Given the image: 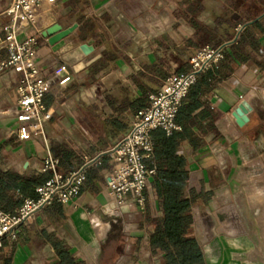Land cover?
I'll return each mask as SVG.
<instances>
[{
    "label": "crops",
    "instance_id": "0c3cea01",
    "mask_svg": "<svg viewBox=\"0 0 264 264\" xmlns=\"http://www.w3.org/2000/svg\"><path fill=\"white\" fill-rule=\"evenodd\" d=\"M123 1L58 0L53 6L57 9L55 20L48 24L39 22L40 17L45 21L50 11V8L44 6L38 12L37 22L40 25L36 22L34 27L25 32L24 36L36 38L34 59L50 82L43 101L51 118L46 124L48 148L35 139L21 142L11 135L10 132L16 126L15 120L10 117V111L15 103L18 74L12 69L0 74V141H11L6 150L11 151V165L19 175L43 174L42 160L48 150L58 160L57 172L63 175L75 171L85 159L108 151L132 124L134 112L126 97L131 100L140 97L133 77L142 70L143 64L154 62L158 55L166 56L175 69L180 66L172 50L153 47L151 42L169 35L181 43L183 38L195 40L200 35L187 24L186 16L177 8L175 0H148L145 8L164 7L168 10L160 19L155 14L148 15V22H161L169 27L161 31L154 29L153 34L147 35L148 40H151L150 46L143 42L146 37L139 36L133 39L137 45L127 46L119 25L139 24L142 20L138 11L128 14L124 10ZM9 2L10 0H0L1 38L5 35L3 26L8 21L1 13ZM135 2L139 4V0ZM204 3L209 10L227 13L233 20L243 17L247 23L257 22L264 29V0H204ZM171 10L179 14L174 19ZM103 13L109 15L106 27L126 60L120 57L108 65H98L105 47L95 48L91 41L79 40V19ZM73 24H77V28L53 45L49 43L48 37L42 36V32L53 25L64 30ZM234 31L235 36L231 41L235 43L243 27L237 25ZM220 34L214 35L220 38ZM161 43L167 46L164 40ZM259 43L264 52V33L259 37ZM82 44L92 46V51L83 53L80 48ZM7 56V51L1 49L0 60ZM184 59L187 61L184 67L187 72L189 57L185 56ZM61 67L64 70L55 76L54 72ZM232 67L233 71L220 79L209 98L214 120L212 130L203 138V147L195 152L188 142L182 144L181 150L189 160L188 188H196L201 183L208 184L210 179L216 178L221 185H228V189L214 191L209 201L210 208L214 207L216 200L244 194L247 209L258 208L257 213L263 216L260 209H263L261 206L264 204V136L249 137L247 124L251 121L252 114L264 119L262 107L255 100L257 94L264 98V71L256 65H247V62H233ZM242 100L249 102L252 112L248 114V123L240 128L235 124L231 113ZM12 144L17 146L13 147ZM225 161L228 165L227 177L222 171L225 169L222 165ZM110 169L108 159H103L100 167L89 171L76 204H56L61 207V213L55 211L54 204L45 207L41 211L45 217L43 223H37L36 229L46 230L57 239L65 241L72 257L83 264H160L158 256L151 252L143 223L146 211L153 217L157 215V202L153 196L145 200L143 218L139 224L128 226V233L119 240H108L109 224L103 222L102 218L106 216V211L113 209L104 180V171ZM48 174L52 176L51 173ZM55 218L58 224L52 223ZM101 225L108 227L101 231ZM118 242L121 243L120 247ZM209 247L212 255L209 253L208 256ZM260 247V244L248 239L247 243L242 244L221 237L207 245L205 258L207 264H261L253 256V252L257 254L255 249ZM237 250L247 251V260L236 259ZM36 252L37 254L31 244L17 245L14 264H56V256L49 245H44Z\"/></svg>",
    "mask_w": 264,
    "mask_h": 264
},
{
    "label": "trees",
    "instance_id": "16d2710c",
    "mask_svg": "<svg viewBox=\"0 0 264 264\" xmlns=\"http://www.w3.org/2000/svg\"><path fill=\"white\" fill-rule=\"evenodd\" d=\"M177 8L186 16V22L200 35L195 40L183 38L179 43L169 35L163 36L166 45L159 40L151 42L153 47L161 50H172L180 66L173 68L165 57L156 56L152 63H145L142 70L133 77L140 97L129 99L126 97L134 115L149 104V95L158 91L162 82L173 74H183L190 57L204 46H219L226 44L223 59L212 69L197 76L195 83L189 88L182 100L175 117V124L179 130L166 135L162 130L152 133L153 154L146 161L148 168L154 170L147 187L143 191L145 200L153 196L157 202V215L151 216L147 211L144 215V227L148 234L151 252L158 256L160 264H207L202 246L194 229L193 208H203L213 197L215 189L220 183L216 178L210 179L208 184L201 183L198 188H188L189 160L181 150L183 142H188L196 152L204 145V136L212 130L214 112L209 104L215 86L222 77L233 71L232 63H246L256 65L264 71V52L259 43V37L264 29L259 23H247L243 17L233 20L227 13H217L206 8L204 0H175ZM109 15L84 17L79 19L80 41H91L95 48L104 46L102 60L97 64L108 65L118 58L126 60L114 44L106 27ZM237 25L243 27L235 43L231 41L235 36ZM215 33H221L220 38ZM247 135L256 138L264 136V119L252 114L247 124ZM11 141H0V211L13 212L26 197H35L36 187L45 183L48 173L37 175H19L11 165V151L6 146ZM13 147L17 144H12ZM91 170V169H90ZM212 175V171L209 170ZM215 179V180H214ZM55 211L61 213V207L54 204ZM41 241L42 245H49L56 256V264H83L72 257L70 248L65 241L59 240L53 233L40 230L35 234L22 229L15 244L7 239L0 245V264H14L17 245L30 243L33 238ZM121 243L118 242V247Z\"/></svg>",
    "mask_w": 264,
    "mask_h": 264
},
{
    "label": "built area",
    "instance_id": "2783aa9c",
    "mask_svg": "<svg viewBox=\"0 0 264 264\" xmlns=\"http://www.w3.org/2000/svg\"><path fill=\"white\" fill-rule=\"evenodd\" d=\"M57 1L10 0L1 13L8 21L3 26L5 35L0 37V50L5 49L8 56L0 60V74L8 69L18 74L15 103L10 111L16 126L10 134L21 142L35 139L45 148H48L46 124L51 113L43 99L50 82L34 59L36 38L24 34L34 27L43 6L53 7ZM225 47L226 44L204 46L191 55L187 72L166 78L158 91L149 95L148 106L133 116L132 124L124 135L108 151L85 159L75 171L65 175L57 172L58 160L48 150L42 160V172H49L52 176L36 187L34 198H24L15 211H0V245L4 239L16 241L19 232L28 228L36 214L45 207L52 204L74 206L90 169L100 167L103 159H108L111 165L109 171H104V180L113 203V209L106 211L105 215L125 207L130 209L134 205L144 211L143 191L154 175V170L146 165L153 154L152 133L162 130L170 135L179 129L175 117L182 100L197 76L223 59ZM63 70V67L57 69L54 75H59Z\"/></svg>",
    "mask_w": 264,
    "mask_h": 264
},
{
    "label": "rangeland",
    "instance_id": "374dc122",
    "mask_svg": "<svg viewBox=\"0 0 264 264\" xmlns=\"http://www.w3.org/2000/svg\"><path fill=\"white\" fill-rule=\"evenodd\" d=\"M147 1L148 0H139L138 5L135 2V0L123 1L124 10L128 14H131V12L133 11L134 12L138 11V16H140V19L142 20V22H140L139 24L134 23L133 25L131 24L119 25L118 28H120L124 37V43L127 46L137 45L136 40H133L135 36L136 37L139 36L140 38L146 37L144 38L145 40L143 42L147 43L146 45L150 46L151 40H148L147 35L153 34L154 29L161 31L169 27V25L161 22L155 24L148 22V15L155 14L157 19H160L165 13L167 14L168 10L167 8L164 7H159L156 9L145 8ZM49 10L50 11L45 21H42L41 17L39 18V22H41V24L44 23L48 24L53 20H55L57 9L54 7H50ZM171 15L174 19L179 14L176 13L174 10H171ZM39 22H37V25H40ZM173 26H171L170 28L172 29ZM155 40H159L160 42H163V38L161 37ZM255 100L262 107L261 111L264 116V98H260V96L257 94ZM222 165L225 166V169L222 171L227 177L228 175L227 162L226 161L223 162ZM199 185L200 184H197L196 188H198ZM262 186L264 187V184ZM217 189L226 191L228 189V185L219 184V186L215 190ZM260 193L262 194L261 191ZM209 201L206 203V205L203 208L194 206V210H193L194 223H195L193 225L194 226L193 229L199 243L202 246L204 255L206 254L207 245L217 238L222 237L227 240L234 241L236 243L242 242V244L247 243V239H248L254 243L261 245L260 249L259 248L255 249L257 254L253 252L254 253L253 256L261 264H264V204L261 206L263 209H260L261 212L263 213V216H259V213H257L259 212L258 208H256V210L247 209V199L245 198L244 194L238 197H232L231 199L221 198L219 200H216L215 201L216 204L214 205L213 208H210ZM142 212L144 211L139 210V208L134 205L130 209L123 208L117 211H112L104 218H102L103 222L109 224L108 240L111 239L119 240L121 236H124L125 233H128L126 232L128 226L130 227L139 224L143 218ZM38 214H36L29 227L25 228L27 231H29L32 234H35L36 232L39 231L36 229L35 226L37 225V223H43L44 220L43 218H45L42 216L41 211ZM52 223L58 224L59 222L55 218V222H53L52 220ZM107 227L108 225H105V227H103L104 230L107 229ZM10 242L12 245L16 243L15 241H10ZM28 244H31L35 254H37L36 251L41 250V248L43 247L41 241L35 237ZM209 253L212 255V249L210 247L208 248V256ZM235 258L247 260V251L245 252V251L237 250Z\"/></svg>",
    "mask_w": 264,
    "mask_h": 264
},
{
    "label": "water",
    "instance_id": "95a60500",
    "mask_svg": "<svg viewBox=\"0 0 264 264\" xmlns=\"http://www.w3.org/2000/svg\"><path fill=\"white\" fill-rule=\"evenodd\" d=\"M77 28V24H73L71 27L61 30L58 25H53L51 27L46 28L42 32V36L49 40L50 44H55L56 42L60 41L61 39L68 36ZM83 53L88 54L92 51V46L87 44H82L80 46ZM252 112V106L249 104L248 101L242 100L236 108L232 111L231 116L235 121V124L242 128L246 125L249 121L248 114Z\"/></svg>",
    "mask_w": 264,
    "mask_h": 264
},
{
    "label": "bare ground",
    "instance_id": "6f19581e",
    "mask_svg": "<svg viewBox=\"0 0 264 264\" xmlns=\"http://www.w3.org/2000/svg\"><path fill=\"white\" fill-rule=\"evenodd\" d=\"M44 7V6H43ZM100 225V224H99ZM103 227H105V225H102ZM101 226V229H102V231L104 230V228Z\"/></svg>",
    "mask_w": 264,
    "mask_h": 264
}]
</instances>
